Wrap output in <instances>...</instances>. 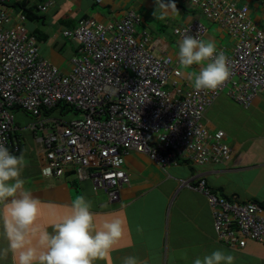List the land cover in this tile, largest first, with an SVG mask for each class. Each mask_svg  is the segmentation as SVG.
Segmentation results:
<instances>
[{
	"label": "built area",
	"instance_id": "obj_1",
	"mask_svg": "<svg viewBox=\"0 0 264 264\" xmlns=\"http://www.w3.org/2000/svg\"><path fill=\"white\" fill-rule=\"evenodd\" d=\"M7 1L0 0V142L13 155L19 150L10 142L16 128L13 110L21 109L34 118L27 128L44 134L37 138L45 156L41 174L61 176L70 168L79 181L90 180L94 189L104 191L109 202L117 201L129 184L124 158L130 151L160 166L230 159L224 132L209 133L204 114L223 92L243 107L264 93V32L250 20L247 6L186 0L235 39L231 52L218 49L228 57L232 76L216 91L192 87L174 95L168 89L173 61L150 52L147 32L136 37L139 20L134 11L114 26L81 19L63 31L78 44L64 73L39 55L36 37L21 23L24 16L10 24ZM206 31L194 20L176 28L174 35L181 40L187 32L203 39ZM59 104L73 108L78 117L44 114ZM196 190L206 197L219 242L231 247H243L247 239L264 242V206L219 196L203 179Z\"/></svg>",
	"mask_w": 264,
	"mask_h": 264
},
{
	"label": "crops",
	"instance_id": "obj_2",
	"mask_svg": "<svg viewBox=\"0 0 264 264\" xmlns=\"http://www.w3.org/2000/svg\"><path fill=\"white\" fill-rule=\"evenodd\" d=\"M224 1L247 6L249 18L264 32V0ZM164 2L175 3L179 15L169 14L160 19L159 11L154 14L157 0H30L29 5L36 9L39 19L25 18L21 23L36 37L39 55L66 73L71 58L77 55L78 44L65 37L63 31L73 29L81 19L114 26L132 10L139 20L135 25L136 37L141 38V33L147 32L150 52L156 56L166 54L172 59L174 73L168 89L174 95H182L193 87L190 74L198 72L199 66L180 68L177 57L180 40L174 30L194 20H205L207 31L203 40L214 41L218 49L231 52L235 39L186 0ZM6 5L10 8V24L19 23L21 13L11 1ZM212 104L205 111L204 124L211 134L217 130L224 132V141L231 149L230 159L201 166L178 160L160 166L147 155L130 151L124 158L129 184L115 202H109L104 191L94 189L90 180L79 181L70 168L61 176L42 175L45 156L37 138L44 136L43 132L34 133L27 128L30 134L27 137L20 135L24 127L17 126L11 132L10 142L19 146L15 155L23 153L28 162L22 173L25 188L41 201L35 227L51 232L54 224L69 214L75 196L84 195L92 202L91 211L98 227L104 219L114 217L126 223L124 236L110 257L95 264H123L126 256H136L142 264H192L196 257L217 249L233 255L234 264H264V242L247 239L245 246L239 248L218 241L206 198L196 190L197 182L203 179L211 191L224 197L264 203V93H258L248 107L224 93ZM224 109L230 113L231 124L222 127L216 117L222 118ZM137 226L142 231L138 232ZM6 246L0 219V248ZM184 251L188 253L187 259L182 258ZM0 264H14L12 255L0 259Z\"/></svg>",
	"mask_w": 264,
	"mask_h": 264
},
{
	"label": "clouds",
	"instance_id": "obj_3",
	"mask_svg": "<svg viewBox=\"0 0 264 264\" xmlns=\"http://www.w3.org/2000/svg\"><path fill=\"white\" fill-rule=\"evenodd\" d=\"M157 11L160 19L169 14L179 15L176 4L164 0H157L155 15ZM178 47V64L182 70L199 66L198 72L190 74L195 90L216 91L232 76L228 57L218 50L214 41H205L186 32ZM27 165L23 153L13 155L0 142V206H3L0 207V219L7 241V246L0 248V259L11 254L14 264H95L109 258L114 246L124 236L125 221L119 217L104 219L98 227L91 211L92 202L84 195H76L69 214L56 222L51 232L38 229L35 222L41 201L25 188L22 173ZM137 231L142 228L137 226ZM187 257L188 253L182 252V258ZM123 264L142 262L136 256H126ZM192 264H234V257L227 250L217 249L196 257Z\"/></svg>",
	"mask_w": 264,
	"mask_h": 264
},
{
	"label": "rangeland",
	"instance_id": "obj_4",
	"mask_svg": "<svg viewBox=\"0 0 264 264\" xmlns=\"http://www.w3.org/2000/svg\"><path fill=\"white\" fill-rule=\"evenodd\" d=\"M199 22H201V24H203V25H206V21L205 20H201ZM39 47H40V45H39ZM223 93L226 94V92H223ZM224 111H225V113H224V115L221 116L222 118H219V116L216 117L218 122L220 123V125L222 127L225 126V125L228 126L229 124H231L230 121H229V114L230 113L226 109H224ZM13 115H14V125H15V127H17V126L20 127V128L24 127V129H25L23 132H20V135L24 134L27 137L30 136V134L28 132V129H27V126H28L29 123L33 122L34 118L31 115H28V114L24 113L21 109L13 110ZM51 117L52 118H60L61 117L63 119H71V118H77L78 114L77 113L75 114L74 111H72V110L66 111V108H65V109H63V113L62 114L59 113V109L53 111L51 113ZM47 128H48V126H47ZM211 222H212V225H213L212 217H211Z\"/></svg>",
	"mask_w": 264,
	"mask_h": 264
},
{
	"label": "trees",
	"instance_id": "obj_5",
	"mask_svg": "<svg viewBox=\"0 0 264 264\" xmlns=\"http://www.w3.org/2000/svg\"><path fill=\"white\" fill-rule=\"evenodd\" d=\"M9 1H11L12 5L15 6L16 10L19 11L18 13H21L20 15L24 16L26 19H28V20H37V19H39V16L37 15V13H35L36 9L29 5V1L30 0H19L17 2L15 0H8L7 3ZM65 108H66V111H70V110L74 111L73 108L67 107L66 105H63V104H59L57 106V108H55V109L45 110L44 114L48 115V116H51V113L53 111H55V110H58V109H59V113L62 114L63 113V109H65ZM16 110H18V109H16ZM24 113H26L28 115H31L28 112H24ZM74 113L76 114L77 112L74 111ZM251 202H256V203H259V205L264 206V203H262V202H257V201H251Z\"/></svg>",
	"mask_w": 264,
	"mask_h": 264
}]
</instances>
